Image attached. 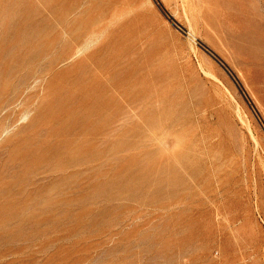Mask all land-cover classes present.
<instances>
[{
	"label": "rangeland",
	"instance_id": "1",
	"mask_svg": "<svg viewBox=\"0 0 264 264\" xmlns=\"http://www.w3.org/2000/svg\"><path fill=\"white\" fill-rule=\"evenodd\" d=\"M0 264H264V0H0Z\"/></svg>",
	"mask_w": 264,
	"mask_h": 264
}]
</instances>
